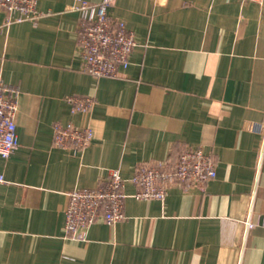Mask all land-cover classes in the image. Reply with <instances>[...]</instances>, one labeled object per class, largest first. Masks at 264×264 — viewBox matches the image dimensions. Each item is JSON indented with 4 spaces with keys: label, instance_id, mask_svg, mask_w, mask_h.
<instances>
[{
    "label": "crops",
    "instance_id": "crops-1",
    "mask_svg": "<svg viewBox=\"0 0 264 264\" xmlns=\"http://www.w3.org/2000/svg\"><path fill=\"white\" fill-rule=\"evenodd\" d=\"M92 3L101 0H88ZM74 0H39L36 22L6 25L0 73L17 90L20 144L0 157V264H264V2L113 0L137 45L119 76L83 65ZM93 96L72 112L67 96ZM56 121L90 125L84 149L52 143ZM187 147L216 160L203 186L175 182L165 200L126 183L125 218L67 236L68 193L111 170L131 178ZM253 226L246 231L247 221Z\"/></svg>",
    "mask_w": 264,
    "mask_h": 264
},
{
    "label": "built area",
    "instance_id": "built-area-1",
    "mask_svg": "<svg viewBox=\"0 0 264 264\" xmlns=\"http://www.w3.org/2000/svg\"><path fill=\"white\" fill-rule=\"evenodd\" d=\"M259 3L264 0H253ZM113 0L92 3L74 0L72 8L84 14L78 25V44L84 69L96 78L119 76L131 63V54L137 45L135 34L126 22L109 13ZM39 0H0V10L7 12L6 25L16 22L36 23L43 15ZM18 92L8 86L0 73V157L9 158L20 141L15 114ZM72 112H88L96 104L93 96H67ZM254 132L264 138V121L251 124ZM94 137L90 125H75L56 121L53 124L52 143L60 148H86ZM217 175L216 160L212 153L202 148H185L176 161L164 159L146 162L138 167L131 178H125L120 170H111L95 187H78L68 193L65 210L67 236L85 240L90 227L104 220L114 224L125 218L124 203L128 196L126 183L136 186L134 196L138 199L165 200L169 187L175 182L203 186ZM5 176L0 172V182ZM253 226L247 221L246 231Z\"/></svg>",
    "mask_w": 264,
    "mask_h": 264
}]
</instances>
